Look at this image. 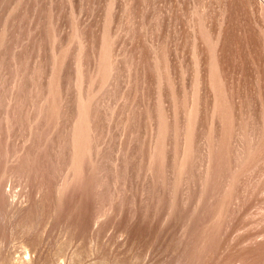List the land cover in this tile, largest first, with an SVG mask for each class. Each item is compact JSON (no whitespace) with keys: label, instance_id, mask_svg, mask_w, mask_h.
Listing matches in <instances>:
<instances>
[{"label":"rangeland","instance_id":"374dc122","mask_svg":"<svg viewBox=\"0 0 264 264\" xmlns=\"http://www.w3.org/2000/svg\"><path fill=\"white\" fill-rule=\"evenodd\" d=\"M26 252L264 264V0H0V264Z\"/></svg>","mask_w":264,"mask_h":264},{"label":"bare ground","instance_id":"6f19581e","mask_svg":"<svg viewBox=\"0 0 264 264\" xmlns=\"http://www.w3.org/2000/svg\"><path fill=\"white\" fill-rule=\"evenodd\" d=\"M260 235V237H261V234H259ZM253 239H255V238H252V242L253 243H256V242H258V240H253ZM262 239V238H261ZM250 241H251V239H250ZM255 241V242H254ZM260 241V240H259ZM249 242V241H248ZM249 244V243H248ZM258 244V243H257ZM250 245V244H249ZM252 245V244H251ZM255 246V245H254ZM253 246V247H254ZM256 247V246H255ZM252 248V247H251ZM256 249V248H255ZM255 251V250H254ZM249 253V252H248ZM251 253H252V251H251ZM250 253V254H251ZM30 260H31V254H29V253H25V255H24V257L21 259V260H18V259H16V261L15 262H13V263H9V264H29L30 263ZM238 261V260H237ZM236 261H234V263H235Z\"/></svg>","mask_w":264,"mask_h":264}]
</instances>
